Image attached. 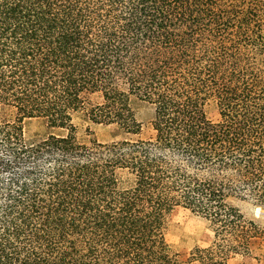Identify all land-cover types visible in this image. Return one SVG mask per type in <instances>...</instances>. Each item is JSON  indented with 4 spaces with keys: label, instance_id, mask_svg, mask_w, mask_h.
Listing matches in <instances>:
<instances>
[{
    "label": "trees",
    "instance_id": "obj_1",
    "mask_svg": "<svg viewBox=\"0 0 264 264\" xmlns=\"http://www.w3.org/2000/svg\"><path fill=\"white\" fill-rule=\"evenodd\" d=\"M94 94L89 121L137 136L143 102L153 134L77 141L71 113ZM178 207L212 234L185 262L166 241ZM253 238L264 0H0V264H227Z\"/></svg>",
    "mask_w": 264,
    "mask_h": 264
},
{
    "label": "rangeland",
    "instance_id": "obj_2",
    "mask_svg": "<svg viewBox=\"0 0 264 264\" xmlns=\"http://www.w3.org/2000/svg\"><path fill=\"white\" fill-rule=\"evenodd\" d=\"M100 102L98 95H88L84 98L82 109L71 113L72 124L75 128L74 136L77 141L85 144L93 141L108 143L124 138L147 139L153 134L150 124L152 109L148 104L135 103L136 118L141 125V131L137 136H126L113 125L93 123L87 119L84 110ZM205 113L212 122L219 120L218 111L213 104L206 106ZM24 130L29 136H36V138H43L50 132L39 120L26 121ZM51 132L66 134L65 131L52 130ZM244 212L248 217L252 216L250 208H245ZM257 216L258 210L255 211V218ZM211 240L212 234L200 217L180 207L171 211L167 218L166 241L177 252L181 262L186 261L192 250L208 247ZM227 264H264V238L251 239L243 252L227 257Z\"/></svg>",
    "mask_w": 264,
    "mask_h": 264
}]
</instances>
